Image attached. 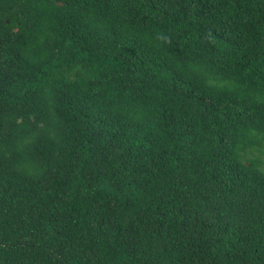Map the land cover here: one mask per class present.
<instances>
[{
    "label": "trees",
    "instance_id": "obj_1",
    "mask_svg": "<svg viewBox=\"0 0 264 264\" xmlns=\"http://www.w3.org/2000/svg\"><path fill=\"white\" fill-rule=\"evenodd\" d=\"M0 264H264V0H0Z\"/></svg>",
    "mask_w": 264,
    "mask_h": 264
}]
</instances>
